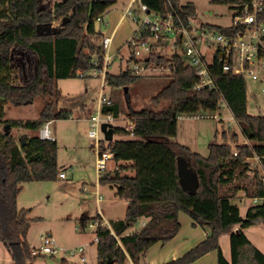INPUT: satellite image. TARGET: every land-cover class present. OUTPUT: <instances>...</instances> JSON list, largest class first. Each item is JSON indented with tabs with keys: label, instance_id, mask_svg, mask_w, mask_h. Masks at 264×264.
Instances as JSON below:
<instances>
[{
	"label": "trees",
	"instance_id": "obj_1",
	"mask_svg": "<svg viewBox=\"0 0 264 264\" xmlns=\"http://www.w3.org/2000/svg\"><path fill=\"white\" fill-rule=\"evenodd\" d=\"M116 1L57 0L50 4L46 0H0V56L7 60L13 54L23 60L21 84L0 81L1 123L35 131L54 118L71 116L70 110L55 107L60 96L56 81L73 78L78 68L90 66L91 56L101 51L102 36L95 30V22L103 21V15ZM140 1L150 11L177 15L184 24L195 18L191 2ZM212 1L242 4L248 0ZM56 19H60L56 29H37L39 25L51 26ZM207 26L220 32L226 30L225 26ZM7 34L16 40L7 39ZM147 63L173 66L166 84L151 97L153 103L165 101L168 106L158 111L129 112L133 137L125 128L113 127V134L128 137L107 141L106 149L112 153L115 167L104 171L99 183L114 188L115 195L127 204L123 218L95 227L96 264H141L152 245L177 234L180 211L192 219L193 226H201L206 235L181 256L163 264H188L213 250L217 251V264H264V253L244 232L251 225H264V176L252 169L249 161L257 154L264 169V115L248 113L244 78L223 73L215 62L211 66L214 87L205 85L194 89L199 81L194 69L179 54L160 53L157 45H153ZM137 77L124 68L117 74L107 72L105 81L111 86H128ZM38 96L54 97L45 102L38 119L5 118V103L24 105ZM221 99L250 144L232 146L229 142L211 141L207 155L203 156L173 140L179 116L199 108L215 110ZM101 111L114 118L119 115L114 102L102 106ZM177 155L189 160L197 171L199 186L194 193L184 191L178 182ZM62 167L57 162L54 139L33 135L26 142L16 143L10 135H0V241L16 264L28 261L33 264L32 258L38 256H32L26 240L31 222L29 209L17 207L22 184L31 180H55ZM238 191L247 198L260 199L243 216L237 204L232 203ZM139 218L144 219L143 224L126 233ZM85 219L101 221L98 214ZM223 234L229 235V258L219 243Z\"/></svg>",
	"mask_w": 264,
	"mask_h": 264
},
{
	"label": "rangeland",
	"instance_id": "obj_2",
	"mask_svg": "<svg viewBox=\"0 0 264 264\" xmlns=\"http://www.w3.org/2000/svg\"><path fill=\"white\" fill-rule=\"evenodd\" d=\"M46 1L53 4L57 0ZM121 1L117 0L114 5L108 8L105 14L109 20L108 24H99L97 21L96 28L98 30L106 34L111 31L118 18L117 10L122 7ZM185 2H191L194 5L195 19L193 21L196 23L228 26L234 14L233 4L218 3L212 0H181V3ZM59 22L60 19L54 20L51 25L52 29H56ZM136 26L137 24L129 17L121 22L115 32L113 47L120 48L127 42ZM5 37L12 41L16 40L9 34ZM158 51L166 55L177 52L183 56L184 48L182 45L174 46L173 42L167 41L166 48H160ZM128 52L129 49L124 44L120 50L122 54H118L111 60L108 67L109 73L117 74L121 69L128 66ZM120 58L121 60H119ZM207 60L208 62L211 61L210 56ZM21 65H23L21 57H13V54H10L7 60H3L0 56V81L9 84H21ZM167 75L168 73L162 72H143L128 86H111L104 80L103 89L101 88L102 79L98 76L82 77L76 75L73 78L57 79L56 85L60 90V96L55 102V107L56 109L70 110L71 117L50 120L49 131L57 143V162L63 166L61 169L66 172V177L58 176L55 180L25 182L17 196V207L29 209L28 217L31 222L26 240L30 251L40 247L41 236L46 233L52 235L59 249L54 256L38 255L32 258L33 264H83L77 253L70 254V250H76L78 247L85 249L86 264H96L95 227L90 226L89 221L92 220L85 219V217L95 216L98 207H100L106 217L105 224L108 225L110 220L124 217L126 201L114 196V190L109 185L98 184L99 182H97L96 152L90 148V140L87 135L90 125L87 118L97 112V99L101 89L103 97L110 98L112 102L118 105L119 115L112 120L113 127H127L131 122L127 114L131 111L165 109L168 106L167 102L161 101L159 104H155L151 101V97L166 84ZM244 80L248 113L264 115V92L261 91L264 83L252 80L247 76ZM51 99L54 97L38 96L31 103L24 105L5 103V118L23 121L36 120L39 118L45 102ZM206 112L216 114L217 117L196 119L179 116L177 134L173 140L187 145L191 150L203 156L207 155V144L211 141L229 142L233 146L236 142H238L237 144H250L226 105L219 104L215 110H206ZM38 130L34 131L20 126L9 127L0 122V135H10L16 143L26 141L30 136L38 135ZM223 130L227 132V137L222 135ZM126 137L128 136L114 133L112 138L115 140ZM243 140L244 142H241ZM249 161L252 169L255 168L259 171L255 166V161L253 159ZM113 166V160H108L107 169ZM252 175L251 172L250 178ZM98 195H100V199L96 200ZM232 203L237 204L242 216L245 215L247 208L254 204L253 200L245 198L244 194L242 197L236 195L232 198ZM142 221L143 218H139L126 230V233L138 229ZM247 234L259 250H261L260 248L264 250V227H249ZM220 243V246L225 249V256H230L229 240L223 238ZM153 250L154 248H151L150 252ZM263 250L261 252L264 253ZM28 263L29 261L26 262V264ZM158 263L159 261H156V264ZM198 263H202V260L200 262L193 261L190 264ZM0 264H16L5 244L1 241ZM205 264L210 263L206 262Z\"/></svg>",
	"mask_w": 264,
	"mask_h": 264
},
{
	"label": "built area",
	"instance_id": "obj_3",
	"mask_svg": "<svg viewBox=\"0 0 264 264\" xmlns=\"http://www.w3.org/2000/svg\"><path fill=\"white\" fill-rule=\"evenodd\" d=\"M233 7L234 14L230 24L225 26L224 32H220L209 28L205 23L194 22L195 18L189 19L184 24L177 15L171 13L162 15L150 11L146 4L140 0H129L122 15L125 18H131L137 26L132 30L126 42L129 52L127 55L128 66L125 68H128L134 75L150 71L170 73L173 66L147 63V57L153 45H157V49L166 48L167 41H171L174 46L177 44L183 46L184 51L181 56L185 63L194 69L199 79L193 87L194 89L205 85L209 88L214 87L211 66L215 62L221 66L223 73L243 78L247 76L252 80L264 83V0H248L242 4L234 3ZM97 21L99 22L100 19ZM112 36L113 33L103 34L100 41L101 51L91 56L90 66L76 70L77 76L101 77L102 89L108 67L114 58L113 53L110 52ZM208 56H210V62L207 60ZM101 90L97 99V112L87 118L90 125L87 135L90 140V148L96 152L95 169L98 179L107 170V161L112 159V153L106 149L107 141L104 140L101 124L111 123L115 119L110 113L101 111L102 106L112 104L110 98L103 97ZM261 91L264 92V87L261 88ZM219 104L226 105L223 99ZM181 116L196 119L217 117L216 114H208L206 109L202 108ZM49 123L50 121H47L39 128L38 136L40 138L53 139L49 131ZM125 129L129 136L133 137L131 122ZM234 154L236 153L234 152ZM251 159L255 161V166L264 176L260 157L254 154ZM59 177H66V172L61 171ZM98 199H100V195H98ZM252 200L256 203L260 199L252 198ZM102 224L104 223L98 220L89 221V225L94 227ZM111 233H113L112 230ZM41 239L40 247L31 250L32 255L54 256L58 253L59 249L50 233L41 236ZM75 253L78 254L80 261L86 264L84 247L70 250L71 255Z\"/></svg>",
	"mask_w": 264,
	"mask_h": 264
},
{
	"label": "crops",
	"instance_id": "obj_4",
	"mask_svg": "<svg viewBox=\"0 0 264 264\" xmlns=\"http://www.w3.org/2000/svg\"><path fill=\"white\" fill-rule=\"evenodd\" d=\"M128 2H129V0H122L121 1L122 7H121L120 10L119 9L117 10L118 11V18L116 19L115 25L113 26L111 31L108 32V34L113 33L112 41H111V45H110V49H111L110 52L113 53L114 58L118 54H122V53H120V50L124 46V44H125V47L127 46V43L125 42L120 48H114L113 47V41H114V38H115V32H116L117 27L119 26V24L121 22H123L126 19L125 17H123L122 11L124 10V8L128 4ZM105 14L103 15V21H99V24H102V23L108 24L109 23V20L105 17ZM96 23H97V21L95 22V30L100 32L101 36L103 34H106V33H103V32H101L100 30H98L96 28ZM119 60H121V58ZM222 135L227 137V132L225 130H223ZM112 140H113V138H112ZM176 142H178L180 144H183V143H181L179 141H176ZM241 142H244V140L241 141ZM237 143L238 142H236L235 144H237ZM185 146H187V145H185ZM191 151H194V150H191ZM114 167H115V162H114V166L113 167H109L108 170H112V169H114ZM71 169H72V167H71ZM61 171H63V170H61ZM128 172L131 173V174L133 173V171H128ZM61 178H63V177H61ZM97 182H99V179H97ZM98 184H100V183H98ZM105 185H107V184H105ZM112 189L114 190V196H116L115 195V189L114 188H112ZM98 191L99 190L97 189V192ZM236 195L242 197L243 196V192H241V191L237 192ZM245 198H247V197H245ZM126 204H127V201H126ZM96 214L100 215L101 221L105 224L106 217H105L103 209L98 207V212ZM178 220L180 222V229L177 232V234L172 239H170L168 241H165V242L159 241V242H156L154 245H152L147 250L145 258H144V262L142 264H156V261H159L158 264H161V263H164V262L166 263V262H168L171 259L179 257L182 253L186 252L188 249L192 248L193 246H195L197 243H199L201 240H203L205 238V235H206L205 230L199 225L193 226L192 225V219L186 213H184L182 211L178 212ZM143 222H144V219L142 221V224H143ZM252 226L264 227L263 224H254V225H251L249 227H252ZM249 227L245 228L244 232H245L246 236L248 237V239L250 240V238H249V236L247 234V230H248ZM237 228L238 227L236 226L234 228V230L237 229ZM223 238H227L229 240V235L228 234H223L220 237V239H219V243L221 242V239H223ZM151 248H154V250L152 252H150ZM221 249H222L223 254L225 255V252H224L225 249L222 246H221ZM260 249L263 250L262 248H260ZM204 258H207V260H204ZM227 258H229V256H227ZM201 260H202V263H198V264H205L206 262H208L210 264H217V251L216 250L210 251V252L204 254L203 256H201L200 258H198L197 260H195L194 262H200ZM188 264H190V263H188Z\"/></svg>",
	"mask_w": 264,
	"mask_h": 264
},
{
	"label": "water",
	"instance_id": "obj_5",
	"mask_svg": "<svg viewBox=\"0 0 264 264\" xmlns=\"http://www.w3.org/2000/svg\"><path fill=\"white\" fill-rule=\"evenodd\" d=\"M52 28L51 26H41L37 27L38 30ZM101 130L104 134V140L111 141L113 137V125L111 123H102ZM26 142V141H22ZM176 166H177V175L178 182L181 188L188 192L194 193L196 192L199 186V176L197 171L192 166L191 162L187 160L185 157L181 155H177L176 157ZM237 231V230H236Z\"/></svg>",
	"mask_w": 264,
	"mask_h": 264
}]
</instances>
